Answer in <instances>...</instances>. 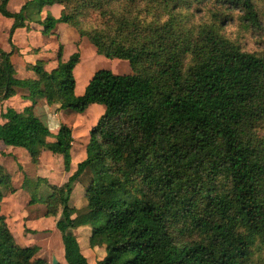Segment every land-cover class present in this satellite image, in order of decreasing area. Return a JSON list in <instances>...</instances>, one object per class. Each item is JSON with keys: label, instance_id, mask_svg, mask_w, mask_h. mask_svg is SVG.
<instances>
[{"label": "trees", "instance_id": "trees-1", "mask_svg": "<svg viewBox=\"0 0 264 264\" xmlns=\"http://www.w3.org/2000/svg\"><path fill=\"white\" fill-rule=\"evenodd\" d=\"M202 1L34 0L62 7L59 18L40 21L30 3L10 13L2 0L1 15L13 20L10 43L26 22L44 36L61 23L130 68L97 70L76 96L78 53L63 61L60 49L55 69L38 62L31 68L38 79L19 81L11 53L0 50V101L20 87L32 107L38 100L80 114L104 107L85 159L44 202L66 264H88L82 246L96 264H253L254 255L264 262V53L243 50L217 25L223 9L256 27L264 0H214L219 11L195 22L198 8L190 11ZM32 107L1 113L0 142L25 149L34 163L42 149L59 154L68 171L71 129L61 125L47 143L51 133ZM7 180L0 172V203ZM38 251L16 244L0 215V264H47L34 258Z\"/></svg>", "mask_w": 264, "mask_h": 264}, {"label": "crops", "instance_id": "crops-1", "mask_svg": "<svg viewBox=\"0 0 264 264\" xmlns=\"http://www.w3.org/2000/svg\"><path fill=\"white\" fill-rule=\"evenodd\" d=\"M1 2L2 0H0V4ZM26 3H30L28 8L32 12L39 11L37 19L40 21L44 20L48 13L56 19L59 18L61 14L62 7L60 5L54 4L39 8L34 0H7L6 10L10 13H17ZM12 25L13 20L2 16L0 13V50L5 53H11L10 62L13 67L15 79L19 81L37 80L38 77L31 68L38 62H44V68L47 72L52 71L57 67V55L60 49L63 61H66L74 53L79 54V63L73 70L74 77L76 76L77 66L82 61L81 55L78 52L79 46L85 41L81 43V40H84V38L80 37L75 30L65 24L59 23L49 36H44L42 34L43 27L41 25L34 21L26 22L24 28L17 29L13 33L10 43L9 32ZM60 25H64L65 27L60 29ZM69 30H71L70 32L72 33L70 34V40H67L70 37L69 35L64 39L62 38V34H59L63 31L64 34H66ZM66 40L68 43H79L77 49L75 47L73 49L75 52L65 54V45H67L65 43ZM93 52L97 55L95 48ZM129 69L128 64L127 70ZM92 72L88 76L89 80L95 73ZM88 82H86L80 91L77 89L76 82V96L83 95ZM28 95L27 89L15 87L12 97L0 101V115L1 113H5L7 109H12L17 113H21L25 109L32 107V102ZM98 106L101 105L95 104L88 107L100 109V111L95 112L99 114L97 118L95 117L94 123H97L104 113L103 108L101 109ZM32 108L34 115L46 124L51 133V137L46 139L47 143L52 144L55 142V136L61 125H65L71 129L72 140L69 152L70 165L69 170H65L63 157L59 154H53L46 149L41 150L38 162L34 163L25 149L6 146L0 142V172L7 175L10 188L8 191L3 190V197L0 203V215L5 218L9 232L14 237L16 244L20 247L34 246L33 244L25 245L22 242L25 240L26 230L37 232L38 227L41 228V230H49L50 235L54 239L58 238L59 241L61 240V236L58 233L59 231L55 226L57 218L47 216V208L44 202L51 193L50 187H61L66 184L70 176L76 170L78 163L85 159L86 148L90 139L89 129L92 128L89 124H93V122H91L93 120L82 118V116H77V118H75L71 113H64L57 105L48 106L44 100H38ZM66 116L69 118L62 119V117ZM4 122L5 121L0 117V124ZM77 148L81 149L78 157L74 154ZM76 191V188H74L71 196L72 205L75 207L78 204L76 200L77 197L75 198L73 196ZM80 232H82V229H77L75 234L78 235ZM61 252L63 253L64 259L63 245L61 246Z\"/></svg>", "mask_w": 264, "mask_h": 264}, {"label": "rangeland", "instance_id": "rangeland-1", "mask_svg": "<svg viewBox=\"0 0 264 264\" xmlns=\"http://www.w3.org/2000/svg\"><path fill=\"white\" fill-rule=\"evenodd\" d=\"M171 2L173 3L169 5L177 4L176 0L175 1L171 0ZM140 5H152V4L150 2H143ZM196 8H198L197 9L198 12L196 13V17L194 18L193 21L198 22L199 18L202 19L212 18V15L209 12L210 10H213L216 7L214 0H203L201 3H197V2L194 3L190 12H192ZM216 10L219 11L217 8ZM223 12H226V10L223 9L220 10L219 22L217 23V25H222L223 27L222 32L227 37L235 41L238 45H240L243 50L249 52H256V53H264V1H257L259 24L256 27L253 26L250 27L249 24L243 20V14L237 10L232 12H227L226 14H222ZM63 27L65 26L60 25V29ZM70 31L71 30L66 32L67 35L64 34V31L59 34L60 35L62 34V38L64 39L67 38L66 36L69 35L70 37L67 40H70L71 38L70 34H72ZM67 40L65 42L67 44L65 45V54H68L69 52H75V50L73 51V49L74 47L77 49V45L79 43L78 42L68 43ZM81 43L82 44L79 46L78 52L81 55L82 61L77 66V71L75 76L78 91H80L83 88V86L86 84V82H88L89 80L88 76L91 74L92 70L93 72H96L97 70L100 69H107L116 75H126L130 73V69L127 70L128 62L122 60H107L103 57L98 56V54L97 55L94 54L93 52L94 47L89 42H87L85 38L84 40H81ZM98 107H100L101 109L103 108L104 111L103 106H98ZM62 111H64V113H71L72 115H74L75 118H77V116H82V118L93 120L91 121L93 122V124L91 122H90L91 124H89L90 126H92V128L89 129L90 132V130L93 129L94 125H96V123H94V119L95 117L97 118L99 114V113L96 114L95 112L100 111V109L93 107L88 108L87 111L83 114L76 112L72 113V111L70 110H62ZM65 118L68 119L69 117L67 116L62 117V119ZM256 130L258 134L263 133V129L261 127H257ZM80 150H81L80 148H77L74 151V154L77 157L80 153ZM37 229H38L37 232L26 230L25 240L26 239L27 240L26 241L23 240L22 243L25 245L33 244L39 247V251L34 257L35 259H42L47 264H52V261L55 259L56 261H58V264H65L63 259V253L61 252V246H62L61 240L59 241L58 238L54 239L50 235L49 230H41V228L39 227ZM29 234H31L32 236ZM82 252L85 258L87 259L88 264H96L97 256L91 249L82 246ZM252 260H253V264H264V262L260 260L259 255H254Z\"/></svg>", "mask_w": 264, "mask_h": 264}, {"label": "water", "instance_id": "water-1", "mask_svg": "<svg viewBox=\"0 0 264 264\" xmlns=\"http://www.w3.org/2000/svg\"><path fill=\"white\" fill-rule=\"evenodd\" d=\"M52 264H58V263H57V261L54 259V260L52 261Z\"/></svg>", "mask_w": 264, "mask_h": 264}]
</instances>
